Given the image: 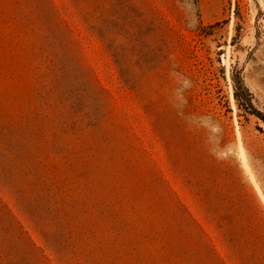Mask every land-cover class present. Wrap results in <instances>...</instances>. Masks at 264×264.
Instances as JSON below:
<instances>
[{
    "label": "rangeland",
    "instance_id": "374dc122",
    "mask_svg": "<svg viewBox=\"0 0 264 264\" xmlns=\"http://www.w3.org/2000/svg\"><path fill=\"white\" fill-rule=\"evenodd\" d=\"M237 74L264 0H0V264H264Z\"/></svg>",
    "mask_w": 264,
    "mask_h": 264
},
{
    "label": "trees",
    "instance_id": "16d2710c",
    "mask_svg": "<svg viewBox=\"0 0 264 264\" xmlns=\"http://www.w3.org/2000/svg\"><path fill=\"white\" fill-rule=\"evenodd\" d=\"M234 98L237 103L238 109L256 117L258 120L264 123V114L261 113L253 104L252 96L248 90L244 87L243 81L239 74L232 77Z\"/></svg>",
    "mask_w": 264,
    "mask_h": 264
},
{
    "label": "bare ground",
    "instance_id": "6f19581e",
    "mask_svg": "<svg viewBox=\"0 0 264 264\" xmlns=\"http://www.w3.org/2000/svg\"><path fill=\"white\" fill-rule=\"evenodd\" d=\"M205 10L209 12L210 7L207 6ZM232 100H233V102L235 101L233 94H232ZM243 160H244V162H245V159H243ZM251 179H252V181H253V183H254V185H255L257 191H258V194H259L260 197L264 200L263 192H262L261 188L259 187L258 183L256 182V180L254 179L253 175H251Z\"/></svg>",
    "mask_w": 264,
    "mask_h": 264
}]
</instances>
